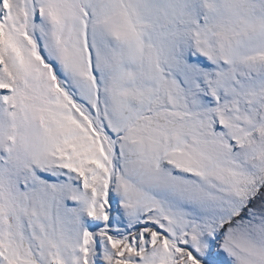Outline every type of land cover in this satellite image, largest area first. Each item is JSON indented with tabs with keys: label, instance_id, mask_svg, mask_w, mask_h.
I'll use <instances>...</instances> for the list:
<instances>
[{
	"label": "snow or ice",
	"instance_id": "snow-or-ice-1",
	"mask_svg": "<svg viewBox=\"0 0 264 264\" xmlns=\"http://www.w3.org/2000/svg\"><path fill=\"white\" fill-rule=\"evenodd\" d=\"M0 264H264V0H0Z\"/></svg>",
	"mask_w": 264,
	"mask_h": 264
}]
</instances>
